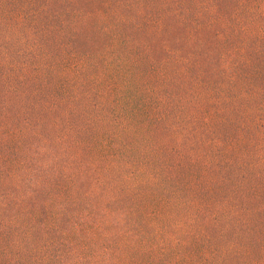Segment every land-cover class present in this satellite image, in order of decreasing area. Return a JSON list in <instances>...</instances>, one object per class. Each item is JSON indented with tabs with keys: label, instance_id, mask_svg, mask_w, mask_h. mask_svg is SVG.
Wrapping results in <instances>:
<instances>
[{
	"label": "rangeland",
	"instance_id": "1",
	"mask_svg": "<svg viewBox=\"0 0 264 264\" xmlns=\"http://www.w3.org/2000/svg\"><path fill=\"white\" fill-rule=\"evenodd\" d=\"M0 264H264V0H0Z\"/></svg>",
	"mask_w": 264,
	"mask_h": 264
}]
</instances>
